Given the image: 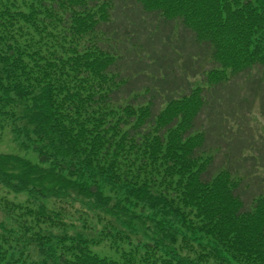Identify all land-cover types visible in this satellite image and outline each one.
Here are the masks:
<instances>
[{"label":"trees","instance_id":"obj_1","mask_svg":"<svg viewBox=\"0 0 264 264\" xmlns=\"http://www.w3.org/2000/svg\"><path fill=\"white\" fill-rule=\"evenodd\" d=\"M0 129V264H264V0H0Z\"/></svg>","mask_w":264,"mask_h":264},{"label":"rangeland","instance_id":"obj_2","mask_svg":"<svg viewBox=\"0 0 264 264\" xmlns=\"http://www.w3.org/2000/svg\"><path fill=\"white\" fill-rule=\"evenodd\" d=\"M20 148H24V147H21L17 142H15V138H14V136L10 130H8V129L1 130L0 129V154L1 155H15V154L25 155L26 157L35 160L32 153L25 154V152L20 150ZM17 196H19V197H14L13 194H10L8 196V199L14 203H15V201L23 202L26 200V197L23 195H17ZM55 208L61 209L62 207H61V205L57 204V205H55ZM0 217L2 218L3 215L0 214ZM32 248L33 247H31V249ZM101 248L102 247H99V249H101Z\"/></svg>","mask_w":264,"mask_h":264}]
</instances>
